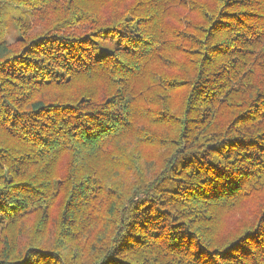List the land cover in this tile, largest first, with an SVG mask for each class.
Here are the masks:
<instances>
[{
	"label": "trees",
	"instance_id": "trees-1",
	"mask_svg": "<svg viewBox=\"0 0 264 264\" xmlns=\"http://www.w3.org/2000/svg\"><path fill=\"white\" fill-rule=\"evenodd\" d=\"M0 264H264V0H0Z\"/></svg>",
	"mask_w": 264,
	"mask_h": 264
},
{
	"label": "rangeland",
	"instance_id": "rangeland-1",
	"mask_svg": "<svg viewBox=\"0 0 264 264\" xmlns=\"http://www.w3.org/2000/svg\"><path fill=\"white\" fill-rule=\"evenodd\" d=\"M17 36H18V32L13 27V25H10L7 30V35H6L7 41H9L10 43L14 42L17 39Z\"/></svg>",
	"mask_w": 264,
	"mask_h": 264
}]
</instances>
